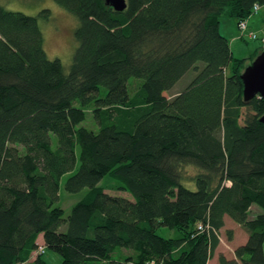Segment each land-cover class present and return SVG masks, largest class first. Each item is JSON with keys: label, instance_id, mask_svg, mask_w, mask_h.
I'll list each match as a JSON object with an SVG mask.
<instances>
[{"label": "trees", "instance_id": "1", "mask_svg": "<svg viewBox=\"0 0 264 264\" xmlns=\"http://www.w3.org/2000/svg\"><path fill=\"white\" fill-rule=\"evenodd\" d=\"M55 2L78 22L68 72L45 51L51 11L0 4V264H48L32 260L40 237L61 264H209L226 217L249 238L219 264H264V213L251 218L264 210V99L246 102L241 78L263 49L235 58L220 27L239 32L264 0ZM67 174L66 192L85 193L66 218Z\"/></svg>", "mask_w": 264, "mask_h": 264}, {"label": "rangeland", "instance_id": "2", "mask_svg": "<svg viewBox=\"0 0 264 264\" xmlns=\"http://www.w3.org/2000/svg\"><path fill=\"white\" fill-rule=\"evenodd\" d=\"M0 4L8 10L22 12L30 16H39V14L43 10H50L51 18L49 21L44 20L42 17L39 18V25L45 40V51L51 60L59 59L64 67V70L66 72L69 71L75 50L77 48V43L74 39V31L78 25V22L73 15L60 7L55 2V0H0ZM254 17L256 18L255 20L257 22L259 21V23L262 24L258 26L256 30L251 26L250 29L259 34V37L264 36V6ZM222 22L221 33L229 38L231 51L235 58L247 59L251 57V55L255 51L259 50V40H250L246 38V40L243 41L239 39V32L235 20L223 19ZM250 64L251 63L249 61L245 66L247 67ZM188 76L189 74L186 75V77H184V79L180 81V83H178L176 89H179L180 87H182V85L185 84V82L188 80ZM135 82H137L136 79H132L129 82L131 93H133V91L137 89V85H133ZM174 92L175 91L169 92L167 95L171 96L174 94ZM82 126L93 131H97L99 129L90 111L87 112L86 121L82 124ZM56 142V137L53 136L54 146L56 145ZM196 172L197 171L192 167H185L184 175L186 177V180L192 178ZM68 177L69 174L63 176L62 178L60 185L61 199L58 204V206L64 209L66 218L70 215L72 207L82 198L85 193V191L79 194H70L66 192L64 185ZM101 184L104 185L108 194L124 195L131 199V196L127 193L119 194L113 191L112 184H114V182L109 177L105 178ZM186 186L190 189H195V184L193 182L186 183ZM251 211V218L255 217L258 213H264V210L258 208L257 206H254ZM228 232H231L232 235L230 236ZM158 234L162 237H169L170 231L167 228H162L158 231ZM219 238V247L215 251V255L212 257L209 264H219L218 258L220 254H223L228 259H234L236 249L241 245L246 244L249 235L244 227L236 224L229 217H226L225 227L221 232H219ZM38 242L40 247L43 246L41 240H39ZM40 247L38 249L39 251L34 253L32 260H34L38 255L44 254L43 258L48 264L62 263V257L60 255L49 250L42 252L40 251ZM124 254L127 255V252L124 251Z\"/></svg>", "mask_w": 264, "mask_h": 264}, {"label": "water", "instance_id": "3", "mask_svg": "<svg viewBox=\"0 0 264 264\" xmlns=\"http://www.w3.org/2000/svg\"><path fill=\"white\" fill-rule=\"evenodd\" d=\"M105 4L116 12H123L127 8L126 0H105ZM241 78L244 84V100L246 102L255 97L264 99V51L245 68ZM260 122L264 124V115L260 118Z\"/></svg>", "mask_w": 264, "mask_h": 264}, {"label": "built area", "instance_id": "4", "mask_svg": "<svg viewBox=\"0 0 264 264\" xmlns=\"http://www.w3.org/2000/svg\"><path fill=\"white\" fill-rule=\"evenodd\" d=\"M260 10H261V7L259 5H256L253 8L251 18L254 17L255 15H257L260 12ZM251 18H249L247 20H243L239 23L238 28H239V32H240V37L248 38L251 40H259L261 42L262 49L264 51V36L259 37V34H257L255 31L250 29V19ZM40 251L45 252V248L43 246H41ZM42 252H40V253H42Z\"/></svg>", "mask_w": 264, "mask_h": 264}, {"label": "crops", "instance_id": "5", "mask_svg": "<svg viewBox=\"0 0 264 264\" xmlns=\"http://www.w3.org/2000/svg\"><path fill=\"white\" fill-rule=\"evenodd\" d=\"M256 18L254 17L253 19H252V21H251V23H250V26L251 27H253V29L255 28V30L258 28V26H260L262 23H259V21L257 22L256 20H255ZM259 20V19H258ZM222 23L223 22H221V25H222ZM221 27V26H220ZM228 38V37H227ZM39 240H41L42 242L41 243H43V238L42 237H40V239ZM242 246V245H241ZM210 263V262H209Z\"/></svg>", "mask_w": 264, "mask_h": 264}]
</instances>
